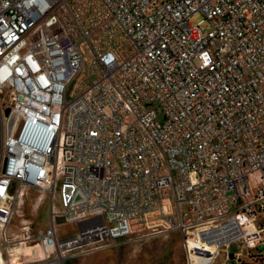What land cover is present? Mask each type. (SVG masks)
Instances as JSON below:
<instances>
[{
	"label": "built area",
	"instance_id": "obj_1",
	"mask_svg": "<svg viewBox=\"0 0 264 264\" xmlns=\"http://www.w3.org/2000/svg\"><path fill=\"white\" fill-rule=\"evenodd\" d=\"M0 134V233L50 196L39 264L169 231L201 264L258 248L264 0H0Z\"/></svg>",
	"mask_w": 264,
	"mask_h": 264
},
{
	"label": "rangeland",
	"instance_id": "obj_2",
	"mask_svg": "<svg viewBox=\"0 0 264 264\" xmlns=\"http://www.w3.org/2000/svg\"><path fill=\"white\" fill-rule=\"evenodd\" d=\"M204 17L197 13L191 17L193 23ZM2 156V134H0V158ZM61 180L58 178L56 193ZM49 194L34 188L26 187L20 200H17L14 213L6 230L3 241L0 233V264H39L55 256L54 247L45 246L38 237L40 231L48 227L52 219ZM54 205L60 208L59 199L54 198ZM58 239L75 235L79 232L78 224L55 217ZM29 236V237H27ZM22 238L21 240H18ZM183 236L176 232H164L142 238H122L114 243L95 250L82 252L80 248L71 250L66 264H201L208 259V253L193 251L196 246L192 240L184 247ZM85 248V247H84ZM241 248L232 244L224 253L216 256L210 264H237L230 253ZM245 249V248H244ZM249 254L239 255V264H264V243L259 244L258 250L250 249ZM197 252V251H196ZM194 255V256H193Z\"/></svg>",
	"mask_w": 264,
	"mask_h": 264
},
{
	"label": "crops",
	"instance_id": "obj_3",
	"mask_svg": "<svg viewBox=\"0 0 264 264\" xmlns=\"http://www.w3.org/2000/svg\"><path fill=\"white\" fill-rule=\"evenodd\" d=\"M29 188H33V187H29ZM35 189V188H34ZM10 223V222H9ZM8 223V224H9ZM7 224V225H8ZM169 232H171V231H169ZM176 232H178V231H176ZM178 233H180V232H178ZM159 234H161V233H159ZM181 234V233H180ZM155 235H158V234H155ZM182 235V234H181ZM150 236H152V235H150ZM145 237H147V236H145ZM128 238H142V237H138V236H131V237H128ZM262 243H264V241L262 242ZM195 251V250H194ZM248 251H249V249H247V248H245V249H242V250H237L234 254L233 253H230V255L231 254H233L234 255V259H235V261H236V263L237 264H239L238 262H239V255H243V254H248ZM232 259V258H231Z\"/></svg>",
	"mask_w": 264,
	"mask_h": 264
},
{
	"label": "bare ground",
	"instance_id": "obj_4",
	"mask_svg": "<svg viewBox=\"0 0 264 264\" xmlns=\"http://www.w3.org/2000/svg\"><path fill=\"white\" fill-rule=\"evenodd\" d=\"M8 226V225H7ZM7 228V227H6ZM2 237H3V241H7V237H6V230L5 231H2ZM29 237V236H27ZM22 238L18 239V240H21ZM194 253H197L196 251H193Z\"/></svg>",
	"mask_w": 264,
	"mask_h": 264
},
{
	"label": "water",
	"instance_id": "obj_5",
	"mask_svg": "<svg viewBox=\"0 0 264 264\" xmlns=\"http://www.w3.org/2000/svg\"><path fill=\"white\" fill-rule=\"evenodd\" d=\"M8 112V109H6V113ZM234 257V255L233 254H231L230 255V258H233Z\"/></svg>",
	"mask_w": 264,
	"mask_h": 264
},
{
	"label": "trees",
	"instance_id": "obj_6",
	"mask_svg": "<svg viewBox=\"0 0 264 264\" xmlns=\"http://www.w3.org/2000/svg\"><path fill=\"white\" fill-rule=\"evenodd\" d=\"M254 249H255V251H260V250H258V248H254ZM250 251H251V250H250ZM250 251H249V253H250ZM249 253H248V254H249Z\"/></svg>",
	"mask_w": 264,
	"mask_h": 264
}]
</instances>
